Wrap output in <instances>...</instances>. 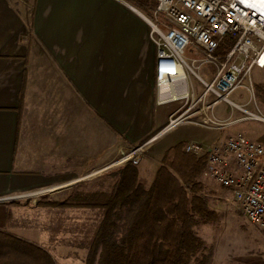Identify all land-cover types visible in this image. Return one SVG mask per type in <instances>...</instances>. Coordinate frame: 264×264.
Returning a JSON list of instances; mask_svg holds the SVG:
<instances>
[{"label":"crops","instance_id":"1","mask_svg":"<svg viewBox=\"0 0 264 264\" xmlns=\"http://www.w3.org/2000/svg\"><path fill=\"white\" fill-rule=\"evenodd\" d=\"M140 1L0 0V221L13 196L72 184L167 124Z\"/></svg>","mask_w":264,"mask_h":264},{"label":"built area","instance_id":"2","mask_svg":"<svg viewBox=\"0 0 264 264\" xmlns=\"http://www.w3.org/2000/svg\"><path fill=\"white\" fill-rule=\"evenodd\" d=\"M157 1L154 21L149 18L157 52L156 103L164 105L184 100L186 106L170 114L159 134L180 121L208 128H229L242 120L264 122L263 112L246 107L252 101L256 103L252 71L255 67H264V0ZM225 38L230 39V47L218 52ZM187 47H191L192 55L185 57ZM204 64L216 69L210 80L199 73ZM192 76L203 85L199 94ZM239 88L247 91L245 104L236 102ZM219 102L226 104L230 116L236 109L242 115L217 118L212 112ZM153 139L129 148L114 164H138ZM185 151L206 154L202 175L229 187L249 220L264 232V145L236 129L211 146L186 141ZM110 166L101 167L95 173Z\"/></svg>","mask_w":264,"mask_h":264},{"label":"trees","instance_id":"3","mask_svg":"<svg viewBox=\"0 0 264 264\" xmlns=\"http://www.w3.org/2000/svg\"><path fill=\"white\" fill-rule=\"evenodd\" d=\"M135 2L149 16L158 3ZM230 44L225 38L218 52ZM258 88L264 101V89ZM185 145L186 141H178L168 147L150 179L139 165L128 162L98 176L91 186L81 183L61 199L38 206L84 208L97 215L91 231H86L89 237L79 241L86 249L85 264H212L213 247L197 230L217 215L201 179L206 154L186 152ZM10 213L8 208L6 221ZM0 264L56 261L47 248L3 227Z\"/></svg>","mask_w":264,"mask_h":264},{"label":"rangeland","instance_id":"4","mask_svg":"<svg viewBox=\"0 0 264 264\" xmlns=\"http://www.w3.org/2000/svg\"><path fill=\"white\" fill-rule=\"evenodd\" d=\"M149 18L154 21V12ZM191 55V47H187L184 56ZM215 71V67L211 64H204L199 69V73L207 80L213 77ZM251 78L254 84L257 79L253 75H251ZM191 79L197 94H199L203 90V85L194 76ZM258 81L264 86V73L260 74ZM256 96V103L252 101L246 107L249 110H260L264 113L263 93L259 88L256 89ZM247 100L246 89L239 88L236 93V102L245 104ZM184 104V100L164 104L168 117L166 122H168L170 114L175 113L181 106L186 107ZM212 114L219 119H232L241 116L242 112L236 109L234 114L230 116L226 104L219 102L214 107ZM233 128L241 129L242 132L264 145V122L242 120L236 123ZM228 130L230 131V128H208L189 121H180L163 133L157 134L158 136L155 135L157 137L152 138L153 140L148 143L141 161L135 165H139L144 175L150 179L156 166L160 163L161 154L171 145L178 141H188L198 142L203 146H211L225 137L229 133ZM150 139L138 143L119 145L112 157L108 158L109 160L101 164L95 163L92 168L87 170L82 179L69 180L73 182L77 180L70 186L59 189L57 187L66 184V182L56 183L52 186L13 196L11 201L15 203L10 208L11 213L7 221H0V225H2L0 228L4 227L8 232L47 248L54 256L56 264H85L86 249L79 245V241L89 237L86 231L88 229L89 232L91 231V228H93L92 223L97 215L84 208H62L48 205L39 207L38 205L49 201L51 198L61 199L68 194L70 189L72 190L81 183H88V186H91L98 176L110 169L128 163L114 164L121 158L123 152L133 146L143 145ZM107 142H110V140L106 141L104 139V153L110 146V143L107 144ZM108 165L112 166L102 172L95 173L101 167ZM201 179L206 184L205 191L208 194L209 204L217 212L213 221L197 226L198 232L206 243L213 247L214 258L212 264H264V232L257 224L249 220L229 187L223 186L210 176H201ZM49 188L52 189L48 190ZM36 192L38 194H34Z\"/></svg>","mask_w":264,"mask_h":264},{"label":"water","instance_id":"5","mask_svg":"<svg viewBox=\"0 0 264 264\" xmlns=\"http://www.w3.org/2000/svg\"><path fill=\"white\" fill-rule=\"evenodd\" d=\"M75 182H76V181H75ZM72 184H73V183H72ZM66 185H67V186H68V185L70 186L71 184H66ZM64 187H66V186H64Z\"/></svg>","mask_w":264,"mask_h":264}]
</instances>
